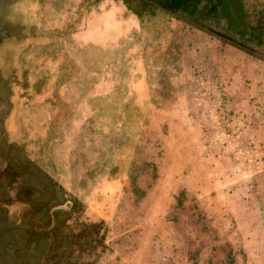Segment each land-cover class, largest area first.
<instances>
[{
    "label": "rangeland",
    "instance_id": "1",
    "mask_svg": "<svg viewBox=\"0 0 264 264\" xmlns=\"http://www.w3.org/2000/svg\"><path fill=\"white\" fill-rule=\"evenodd\" d=\"M0 264H264V0H0Z\"/></svg>",
    "mask_w": 264,
    "mask_h": 264
}]
</instances>
